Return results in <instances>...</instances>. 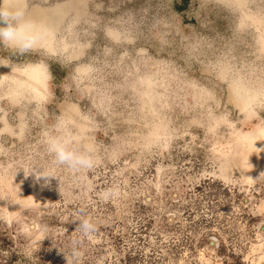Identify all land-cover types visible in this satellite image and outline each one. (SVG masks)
<instances>
[{"label":"rangeland","instance_id":"1","mask_svg":"<svg viewBox=\"0 0 264 264\" xmlns=\"http://www.w3.org/2000/svg\"><path fill=\"white\" fill-rule=\"evenodd\" d=\"M15 2L44 38L0 48V264H72L81 210L75 264H264V0Z\"/></svg>","mask_w":264,"mask_h":264},{"label":"clouds","instance_id":"2","mask_svg":"<svg viewBox=\"0 0 264 264\" xmlns=\"http://www.w3.org/2000/svg\"><path fill=\"white\" fill-rule=\"evenodd\" d=\"M43 38V33L37 30L27 15L26 3L21 5L15 0H0V48L9 51L12 55L23 56L38 51ZM0 66L11 67V63L6 59H0ZM45 144L47 152L57 166L66 167L74 172L91 170L96 166L92 147H77L70 137L50 136ZM30 172H35V170H30L28 174ZM36 176L39 178L52 175L40 171L36 172ZM109 197L110 193L102 195L101 198ZM73 221L77 222L75 231L79 236L72 241L69 255L73 258L72 264H75L80 256V251L76 246L82 239H91L98 232L99 224L82 210L76 214ZM43 238V236L38 237L34 242H39Z\"/></svg>","mask_w":264,"mask_h":264},{"label":"bare ground","instance_id":"3","mask_svg":"<svg viewBox=\"0 0 264 264\" xmlns=\"http://www.w3.org/2000/svg\"><path fill=\"white\" fill-rule=\"evenodd\" d=\"M28 70V69H27ZM27 70H26V72H27ZM32 78V77H31ZM35 77H33V79H34ZM35 80H39V79H35ZM29 83V82H28ZM33 84V83H32ZM30 85V84H29ZM35 87V86H34ZM35 89H37V88H35ZM38 90V89H37ZM40 90V89H39ZM257 137H259V138H257V140L256 139H250V143L252 144V145H258V146H260V147H262L263 149H264V135L261 133L260 134V136H257ZM251 138V137H250Z\"/></svg>","mask_w":264,"mask_h":264}]
</instances>
